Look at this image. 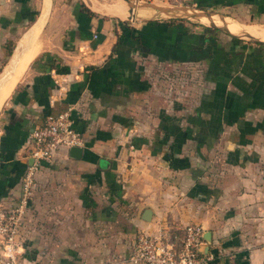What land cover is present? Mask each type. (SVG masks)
<instances>
[{"label":"crops","instance_id":"1","mask_svg":"<svg viewBox=\"0 0 264 264\" xmlns=\"http://www.w3.org/2000/svg\"><path fill=\"white\" fill-rule=\"evenodd\" d=\"M199 1L264 15V0ZM84 5L0 0V207L46 115L75 105L84 137L36 173L25 257L130 264L136 234L170 221L203 225L211 264H264V42Z\"/></svg>","mask_w":264,"mask_h":264},{"label":"built area","instance_id":"2","mask_svg":"<svg viewBox=\"0 0 264 264\" xmlns=\"http://www.w3.org/2000/svg\"><path fill=\"white\" fill-rule=\"evenodd\" d=\"M69 105L56 114L46 115L31 134L32 163L23 175L18 199L8 207H0V238L3 245L2 264H46V249L36 259L25 257V248L19 237L28 224L34 198L36 173L45 164L52 163L63 149L84 146L83 134L75 128L74 112ZM205 228L191 223L176 226L170 221L159 223L154 232L139 231L128 257L130 264H211L213 255L203 254L206 244Z\"/></svg>","mask_w":264,"mask_h":264},{"label":"rangeland","instance_id":"3","mask_svg":"<svg viewBox=\"0 0 264 264\" xmlns=\"http://www.w3.org/2000/svg\"><path fill=\"white\" fill-rule=\"evenodd\" d=\"M89 7H91L95 11H99V13L107 12L111 15H115V12H110L108 9L116 8L117 6H121L123 3L125 5H122L126 8V15H122L123 19L130 22L140 23L146 19H180L185 20L187 22V25L190 28H208V29H219L215 28L213 26V21L209 19L205 20V18L200 19L193 17L192 15L187 16L186 11L183 9L185 8H194L199 10H205L206 12L211 13L216 18L221 17L222 24H220V27H225L223 24L226 20H229L237 25L240 29L244 27H247L249 25H258L259 27H263L264 25V15L254 13L251 11L250 8H246L245 6H232V7H224V6H216V7H201V3L199 0H132L133 4H135L136 8V18L130 19V13H129V6L125 0H84ZM150 4H154L161 7L170 8L171 11L168 13H162L159 10H156L152 7H150ZM220 19V18H218ZM224 20V21H223ZM208 21V22H207ZM212 21V22H211ZM240 23V24H239ZM249 24V25H248ZM241 25V26H240ZM219 35H222L223 37H231L229 33L226 31L219 29V31H215ZM244 40H250L249 37L246 35L242 36ZM2 264V263H1Z\"/></svg>","mask_w":264,"mask_h":264},{"label":"water","instance_id":"4","mask_svg":"<svg viewBox=\"0 0 264 264\" xmlns=\"http://www.w3.org/2000/svg\"><path fill=\"white\" fill-rule=\"evenodd\" d=\"M125 1L127 2L128 6H129V13H130V17L129 18L130 19H135L136 18V8L137 7L135 6V4H133V1L132 0H125ZM149 6L152 7V8H154V9H156V10H159L162 13H165V14L171 11L170 8L161 7V6H157V5H154V4H150ZM183 10L186 11L187 14L192 15L193 17H196V18H200V19H202V18H208V19H210L213 16L211 13L206 12L205 10H199L198 11L197 9H194V8H185ZM150 19H152V18H150ZM213 26L215 28H219V29H222V30L226 31L227 33H229L230 35H232L234 37L242 38L243 39L242 36H244V35H236V34H233V33H231V31L226 26L225 27H220L219 25H217L214 22H213ZM247 37L250 38V41H254V42H257V43H263L264 42L263 40L258 39V38H255V37H253L251 35H248ZM70 151H71L72 156L77 158V157H80L81 156V154L83 152V148H81L79 146H74V147H72L70 149ZM151 216H152V211L150 209H147L145 211V213H144V219L147 220V221H149V220H151ZM205 240L207 242H211V238L209 237V235H206L205 234ZM201 252L203 254H205L202 249H201Z\"/></svg>","mask_w":264,"mask_h":264},{"label":"bare ground","instance_id":"5","mask_svg":"<svg viewBox=\"0 0 264 264\" xmlns=\"http://www.w3.org/2000/svg\"><path fill=\"white\" fill-rule=\"evenodd\" d=\"M122 5H125V4L123 3ZM122 5L121 6H117L116 8L112 7L111 9H108V10L110 12H115V16H118V17H120L122 15L124 16V15H126L127 11H126V8L124 6H122ZM187 16H188V14H187ZM218 18H220V19H218ZM218 18H216L213 15L212 18H210V19L214 23H216L217 25H220V24H222V20H221V17H218ZM206 19H208V18H205V20ZM208 21H210V20L208 19ZM223 24H225L224 26H226L231 31V33H233V34L246 35V36L251 35V36H253L255 38H258V39H261V40L264 41V28L263 27H259L258 25H249L248 24L249 26L244 27V28L242 26V29H240L239 27H237V25L235 26V24L233 22L229 21V20H226ZM4 80L5 79H2L0 81V83L3 82ZM11 87H12V84H9L8 86H6V89H5V92H4V97L10 92ZM4 97H3V99H4Z\"/></svg>","mask_w":264,"mask_h":264},{"label":"trees","instance_id":"6","mask_svg":"<svg viewBox=\"0 0 264 264\" xmlns=\"http://www.w3.org/2000/svg\"><path fill=\"white\" fill-rule=\"evenodd\" d=\"M201 7H203L204 9H206L205 7H207V5H205V3H201L200 4ZM214 6V5H213ZM84 9L85 11L87 12V14L90 16V17H93L96 15V13L90 9L89 7H87L86 5H84ZM165 23H168L170 25H174V26H186V21L185 20H180V19H174V18H171V19H163ZM154 22V21H152Z\"/></svg>","mask_w":264,"mask_h":264}]
</instances>
